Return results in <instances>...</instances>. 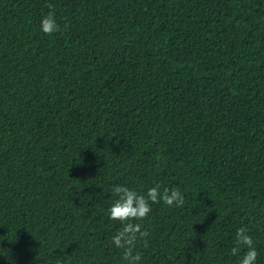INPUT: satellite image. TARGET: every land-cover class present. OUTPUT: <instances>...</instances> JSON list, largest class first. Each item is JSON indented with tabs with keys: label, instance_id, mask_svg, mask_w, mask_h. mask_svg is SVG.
Returning <instances> with one entry per match:
<instances>
[{
	"label": "trees",
	"instance_id": "obj_1",
	"mask_svg": "<svg viewBox=\"0 0 264 264\" xmlns=\"http://www.w3.org/2000/svg\"><path fill=\"white\" fill-rule=\"evenodd\" d=\"M118 185L185 198L140 264H264V0H0V264H123Z\"/></svg>",
	"mask_w": 264,
	"mask_h": 264
},
{
	"label": "clouds",
	"instance_id": "obj_2",
	"mask_svg": "<svg viewBox=\"0 0 264 264\" xmlns=\"http://www.w3.org/2000/svg\"><path fill=\"white\" fill-rule=\"evenodd\" d=\"M49 11L41 21V31L52 36L60 31V25L56 19L55 6L47 5ZM65 25V30L67 29ZM157 160L160 157L157 156ZM112 193L116 199L108 208L109 218L121 225L120 229L112 237V245L122 251L123 264H140L141 254L137 250L138 243L147 246L149 232L144 229L143 221L152 211L151 205L163 202L169 207H182L185 202L183 194L178 188H164L153 186L146 193L141 194L135 189L124 185L114 186ZM241 247L247 251L240 258L239 264H256L258 253L252 237L245 227L236 231L235 246L231 249L232 255H237Z\"/></svg>",
	"mask_w": 264,
	"mask_h": 264
}]
</instances>
